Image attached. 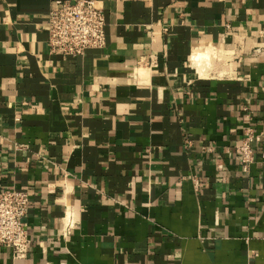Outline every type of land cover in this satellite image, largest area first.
<instances>
[{
	"label": "crops",
	"instance_id": "0c3cea01",
	"mask_svg": "<svg viewBox=\"0 0 264 264\" xmlns=\"http://www.w3.org/2000/svg\"><path fill=\"white\" fill-rule=\"evenodd\" d=\"M97 1L106 47L63 58L52 0H0V189L30 195L0 264H264V0Z\"/></svg>",
	"mask_w": 264,
	"mask_h": 264
},
{
	"label": "built area",
	"instance_id": "2783aa9c",
	"mask_svg": "<svg viewBox=\"0 0 264 264\" xmlns=\"http://www.w3.org/2000/svg\"><path fill=\"white\" fill-rule=\"evenodd\" d=\"M106 18L101 2L97 0H52L47 15V46L50 54L63 58L83 56L89 50L106 47ZM252 56H264V48L251 50ZM152 65L155 62H151ZM256 136L251 128L237 147L244 171L255 163L253 147ZM30 205L27 190L17 188L0 189V248L11 250L14 261L27 258L30 242L24 219ZM64 232L75 227L74 214L69 210L62 218Z\"/></svg>",
	"mask_w": 264,
	"mask_h": 264
},
{
	"label": "bare ground",
	"instance_id": "6f19581e",
	"mask_svg": "<svg viewBox=\"0 0 264 264\" xmlns=\"http://www.w3.org/2000/svg\"><path fill=\"white\" fill-rule=\"evenodd\" d=\"M219 55L223 56V50L221 48L217 49L212 46L203 49H197L192 53V66L194 69H196L197 73L201 77H206L208 76V73L212 71L211 68L215 64V61L218 59Z\"/></svg>",
	"mask_w": 264,
	"mask_h": 264
},
{
	"label": "rangeland",
	"instance_id": "374dc122",
	"mask_svg": "<svg viewBox=\"0 0 264 264\" xmlns=\"http://www.w3.org/2000/svg\"><path fill=\"white\" fill-rule=\"evenodd\" d=\"M216 48H217V47H216ZM217 49H219V48H217ZM223 55H224V54H223ZM223 58H224V56L219 55V56H218V59L215 61V64L213 65L214 68L212 67L211 70H214L216 66H219V65L221 66V64H222L223 61H224ZM195 70H196V69H195ZM210 72H211V71H210ZM210 72H209V73H210Z\"/></svg>",
	"mask_w": 264,
	"mask_h": 264
}]
</instances>
